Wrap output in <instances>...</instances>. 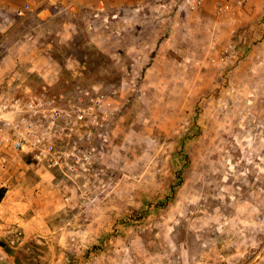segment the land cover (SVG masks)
Returning <instances> with one entry per match:
<instances>
[{
  "label": "rangeland",
  "instance_id": "obj_1",
  "mask_svg": "<svg viewBox=\"0 0 264 264\" xmlns=\"http://www.w3.org/2000/svg\"><path fill=\"white\" fill-rule=\"evenodd\" d=\"M130 1L158 12L160 0ZM95 10L85 7L77 23L89 25ZM197 11L164 25L150 60L113 63L75 33L53 49L59 65L40 64L49 74L32 70L41 56L0 66V103L28 99L30 90L58 104L82 88L118 90L100 186H91L94 177L82 186L25 152L0 155V202L14 204L0 229L6 259L264 264V0H249L235 23L210 2ZM4 52L0 44V65ZM36 217L49 220L52 240L33 237ZM65 243L79 254H62Z\"/></svg>",
  "mask_w": 264,
  "mask_h": 264
},
{
  "label": "crops",
  "instance_id": "obj_2",
  "mask_svg": "<svg viewBox=\"0 0 264 264\" xmlns=\"http://www.w3.org/2000/svg\"><path fill=\"white\" fill-rule=\"evenodd\" d=\"M33 1H41V7L37 13L27 18L18 17L17 10L27 2ZM133 4L130 0H0V44H3L5 48L4 60L7 62L0 66L9 69L8 62L12 63L13 59L27 61L41 56L43 59L37 61L32 70H37L40 74H49L50 72L43 70L44 68L42 69L43 66L40 64L44 61L47 64L50 62L52 65H59L62 59H55L53 49L57 48L59 43L66 46L71 45L72 42L69 43L67 39L80 33L86 35L83 44H87L91 40L97 50L108 56V59L113 63H118L123 58L126 62H140V60L145 61L148 58L150 60L155 56L151 51L152 48L158 46L156 45L157 40L162 38L164 25L167 24L174 28L178 24L180 15L193 20L194 13L198 12L197 10L182 12L181 10L168 9V13L158 5V12L152 14L150 5L144 7V4ZM90 6L96 9L94 13L98 15V19L94 18L93 22L82 27L77 23L78 17L85 7L89 8ZM25 42L30 46H23ZM24 47L28 48L24 49ZM159 52L154 58L155 61L163 56ZM67 56L69 55L63 54L60 57ZM2 61L1 58L0 62ZM55 66H52V71H54L53 68L57 69ZM50 179L51 177L48 175L47 181L50 182ZM52 191L57 192V189H52ZM50 207H52L51 204ZM12 208H14V204L10 205L4 197L0 205L2 219L0 229H5L4 225L6 226L12 218L9 215ZM37 214L39 215V213ZM47 216L46 213L44 217ZM37 217L33 219L36 220V230L33 233H28L34 234L33 237L42 236L47 241L52 240L56 232L50 229L49 220ZM27 236L29 237V234ZM64 236L67 237V235ZM67 244L70 248L66 251L63 250L62 254L67 255V252L79 254L76 250H71L70 243L64 245L67 246ZM1 250L3 251V249H0V264H18L12 259H6V256L1 254ZM60 259L62 260L63 256ZM61 260L54 263L60 264Z\"/></svg>",
  "mask_w": 264,
  "mask_h": 264
},
{
  "label": "built area",
  "instance_id": "obj_3",
  "mask_svg": "<svg viewBox=\"0 0 264 264\" xmlns=\"http://www.w3.org/2000/svg\"><path fill=\"white\" fill-rule=\"evenodd\" d=\"M208 2L219 19L235 23L249 0H160L159 5L164 11L190 12ZM40 7L41 1L27 2L17 14L27 18L36 14ZM78 74L74 71V75ZM117 93L116 89L104 92L97 87L82 88L75 96L58 104L30 90L28 99L0 103L1 157L4 158L7 148L17 153L25 152L49 171H57L74 182L78 177L83 178L82 186H89L91 177L99 180L91 186H100L103 169L98 165L105 156L109 140L106 127L115 114L109 111L110 98ZM1 220L0 211V228Z\"/></svg>",
  "mask_w": 264,
  "mask_h": 264
}]
</instances>
